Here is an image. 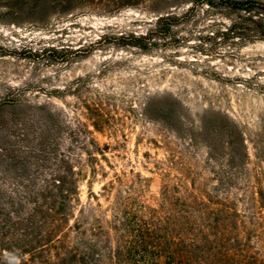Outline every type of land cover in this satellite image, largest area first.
<instances>
[{
	"label": "rangeland",
	"instance_id": "374dc122",
	"mask_svg": "<svg viewBox=\"0 0 264 264\" xmlns=\"http://www.w3.org/2000/svg\"><path fill=\"white\" fill-rule=\"evenodd\" d=\"M186 1L125 6V0H75L69 12L47 13L36 12L34 0H0V98L23 89L34 102L52 103L72 129L92 133L104 151L97 164L107 177L99 171L90 189L88 175L80 189L83 204L117 174L128 184L138 183L137 175L148 179L137 195L154 206L164 172L177 175L181 164L224 190L221 184L229 181L218 172L239 164L223 149L224 124L213 117L220 112L237 125L248 156L247 175L227 185L243 200L238 209L254 212L243 190L256 180L264 186V42L224 36L235 13L204 0L183 18L192 6ZM167 9L183 19L150 52L108 43L121 33L152 29ZM90 103L104 109L100 131L86 109ZM99 203L102 210L109 206L101 196Z\"/></svg>",
	"mask_w": 264,
	"mask_h": 264
},
{
	"label": "trees",
	"instance_id": "16d2710c",
	"mask_svg": "<svg viewBox=\"0 0 264 264\" xmlns=\"http://www.w3.org/2000/svg\"><path fill=\"white\" fill-rule=\"evenodd\" d=\"M74 1L34 0V10L69 12ZM140 1L125 0V6ZM185 3L192 6L183 18L193 13L197 2ZM202 4L235 13L224 36L264 42L263 1ZM183 18L169 9L159 11L152 29L121 33L108 43L146 54L171 37ZM86 109L100 131L106 122L104 109L98 103L86 104ZM213 117L223 121V149L239 164L218 174L234 184L248 173L244 140L228 116L215 112ZM98 156L104 157V151L92 133L72 129L52 103L34 102L23 89L0 98V264H264L260 180L243 190L252 202L250 216L238 209L243 200L234 195L233 186L209 187L200 172L184 164L177 175L164 172L154 206L137 195L138 189L146 190L148 179L137 175L139 182L128 184L114 175L99 194L109 202L102 210L93 192L83 204L80 190L88 175L90 189L99 171L107 177Z\"/></svg>",
	"mask_w": 264,
	"mask_h": 264
}]
</instances>
